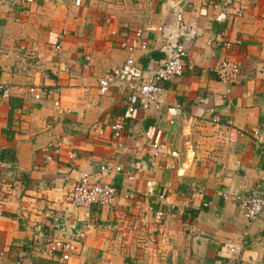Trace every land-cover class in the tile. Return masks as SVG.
Instances as JSON below:
<instances>
[{
  "label": "crops",
  "instance_id": "obj_1",
  "mask_svg": "<svg viewBox=\"0 0 264 264\" xmlns=\"http://www.w3.org/2000/svg\"><path fill=\"white\" fill-rule=\"evenodd\" d=\"M129 45L137 82L171 49L186 51L158 109L129 112L132 92L118 81L99 92ZM225 56L241 66L235 83L216 72ZM0 80L9 88L0 95V264H264V208L248 222L233 198L264 177L252 134L264 137V0H0ZM37 85L39 99L29 91ZM115 123L125 127L121 147ZM236 130L246 132L228 141ZM152 141L162 145L155 157ZM104 163L121 170L102 174ZM81 171L115 185V201L72 205ZM137 217L153 243L121 246L116 225ZM83 228L69 261L48 249V239Z\"/></svg>",
  "mask_w": 264,
  "mask_h": 264
},
{
  "label": "built area",
  "instance_id": "obj_2",
  "mask_svg": "<svg viewBox=\"0 0 264 264\" xmlns=\"http://www.w3.org/2000/svg\"><path fill=\"white\" fill-rule=\"evenodd\" d=\"M191 1L192 0H182V3H189ZM76 3L79 4V0H76ZM213 6L218 7L217 4H214ZM176 21H178V27L183 26L182 14L180 12L176 13ZM217 44H223L224 46L230 45L227 42H218ZM126 49L128 50V55L125 61L120 66L111 69V71L99 81V92L104 94L113 82L118 81L119 83L126 85L132 92L129 97V112H133L135 105H139L141 108L143 107V109L149 107L158 109L160 107L159 92L162 89V84L183 74L186 51L179 47L171 49L163 60L161 67L155 71L154 75H152L148 81L137 82L135 80L136 77L132 74V67L135 61L133 47L129 45ZM216 72L220 80L229 83L239 81L242 76L240 64L228 56H225L220 60ZM29 91L36 99H39L43 92L38 85L30 87ZM0 95L2 97H8L9 95L8 86L1 80ZM55 105L59 107V101H56ZM111 127L114 131V143L116 146L121 147L122 143L118 141V139L121 134L125 132V127L122 123H115L111 125ZM245 132L246 131L242 130L232 132L227 137L228 141H236L238 136L244 135ZM252 134L254 135L253 137L255 138L257 145L264 151V137H260V130L256 129ZM148 152L154 157L160 155L162 152L161 143L158 141H152L148 146ZM68 156L72 157V152H68ZM111 170L120 171L121 167L120 165L113 166L109 163H104L100 166V172L102 174H107ZM262 189H264V177L260 182V188L251 191L249 196L241 194L233 195L243 217L248 222L255 220L264 208V195L260 193V190ZM222 196L229 197L230 194L228 192H223ZM68 199L69 202L75 206H92V204L111 205L116 199V188L115 185L111 183L94 180L88 172L81 171L76 185L73 186L72 191L68 195ZM63 215L62 212L56 214L58 218H62ZM140 221L141 219L137 217L134 220L127 221L126 226L120 224L116 225L117 231L120 232V236L117 239L121 246H126L131 240H134L142 249H145L153 243L155 238L153 229L147 227L143 232L139 228ZM162 223L163 217L159 215L155 216L152 220V224L157 227L161 226ZM86 236V229L83 228L74 231L67 237L50 238L46 241V244L50 251L58 253L61 261L67 262L78 253L79 246ZM230 250L233 253L238 252L237 247H232ZM239 264L246 263L240 261Z\"/></svg>",
  "mask_w": 264,
  "mask_h": 264
},
{
  "label": "trees",
  "instance_id": "obj_3",
  "mask_svg": "<svg viewBox=\"0 0 264 264\" xmlns=\"http://www.w3.org/2000/svg\"><path fill=\"white\" fill-rule=\"evenodd\" d=\"M5 153V151H2L1 153H0V156H1V158L3 157L2 155Z\"/></svg>",
  "mask_w": 264,
  "mask_h": 264
}]
</instances>
